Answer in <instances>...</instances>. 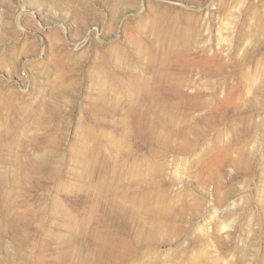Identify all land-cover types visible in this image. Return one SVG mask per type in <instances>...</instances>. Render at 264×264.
<instances>
[{
    "label": "rangeland",
    "instance_id": "rangeland-1",
    "mask_svg": "<svg viewBox=\"0 0 264 264\" xmlns=\"http://www.w3.org/2000/svg\"><path fill=\"white\" fill-rule=\"evenodd\" d=\"M0 264H264V0H0Z\"/></svg>",
    "mask_w": 264,
    "mask_h": 264
}]
</instances>
